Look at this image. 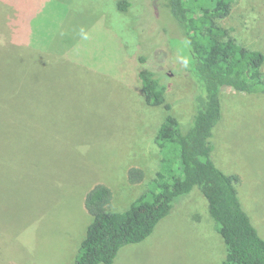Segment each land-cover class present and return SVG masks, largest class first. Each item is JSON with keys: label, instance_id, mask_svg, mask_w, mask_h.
<instances>
[{"label": "rangeland", "instance_id": "rangeland-1", "mask_svg": "<svg viewBox=\"0 0 264 264\" xmlns=\"http://www.w3.org/2000/svg\"><path fill=\"white\" fill-rule=\"evenodd\" d=\"M25 1L18 26L37 46L24 56L23 37L12 44V20L7 28L0 6V264H75L93 222L88 192L111 188L114 212L142 196L161 167L156 135L170 115L189 128L197 86L167 0ZM120 1L131 3L127 12ZM8 4L16 11L17 0ZM219 24L264 55V0H234ZM142 71L166 88L170 111L145 103ZM221 103L212 158L239 177L243 208L264 239V95L225 88ZM134 167L145 173L141 184L128 181ZM225 256L207 200L194 188L114 264H223Z\"/></svg>", "mask_w": 264, "mask_h": 264}, {"label": "trees", "instance_id": "trees-1", "mask_svg": "<svg viewBox=\"0 0 264 264\" xmlns=\"http://www.w3.org/2000/svg\"><path fill=\"white\" fill-rule=\"evenodd\" d=\"M234 0H167V9L182 30L190 50L185 68L197 86L196 112L189 128L168 116L155 143L161 167L147 191L119 212L110 210L111 188L97 184L85 198V208L93 217L81 242L75 264H114L127 246L138 245L152 236L168 217L176 201L198 188L208 203L215 230L226 247L223 264H264V239L243 208L237 185L239 177L219 169L213 158L214 129L223 117L221 96L225 88L248 90L264 95V55L241 46L230 31L219 24L232 12ZM128 1L118 10L127 12ZM142 94L150 107L166 104V88L155 75L142 71ZM187 126V127H188ZM130 184H141L145 173L128 171Z\"/></svg>", "mask_w": 264, "mask_h": 264}, {"label": "crops", "instance_id": "crops-1", "mask_svg": "<svg viewBox=\"0 0 264 264\" xmlns=\"http://www.w3.org/2000/svg\"><path fill=\"white\" fill-rule=\"evenodd\" d=\"M13 1V0H12ZM18 1V5H17V7H16V11L12 8V6H9V4H8V2H9V0H0V6L3 8V10L5 11V15H6V17L7 18H5V21H6V26H7V28H8V18L10 19V20H12L11 22H10V30H11V34L12 35H10V38H11V40H13V41H15V42H13L12 44L13 45H18V44H20V45H23V46H21V53H22V51L24 50V52H28L29 51V49H26V48H30L31 46H34V47H36L37 46V44H33V42L31 41V39H28V36L26 35V34H24L25 33V30H24V28L23 27H20V26H18V17H22L23 16V14H24V9H25V7H26V5H23V3H22V1H24V2H26L25 0H17ZM48 1V0H47ZM45 5L43 4V7H44ZM12 10V11H11ZM15 21V24H13V22ZM24 30V31H23ZM23 31V32H22ZM20 33V34H19ZM18 36H22L23 38L21 39L22 41H19L18 42V44L16 43V40H19L18 39ZM8 39V38H7ZM3 41H5V39L3 40ZM27 43V44H25V43ZM15 43V44H14ZM37 49V48H36ZM39 50V49H38ZM22 55H23V53H22ZM24 56V55H23ZM12 57H14L13 56V54H12V56H10L9 55V53H8V59H10V60H12L13 61V58Z\"/></svg>", "mask_w": 264, "mask_h": 264}]
</instances>
